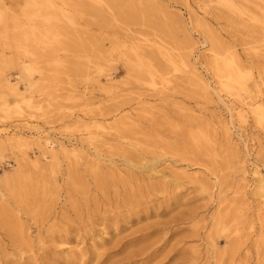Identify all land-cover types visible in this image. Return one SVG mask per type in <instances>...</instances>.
<instances>
[{
    "label": "rangeland",
    "instance_id": "1",
    "mask_svg": "<svg viewBox=\"0 0 264 264\" xmlns=\"http://www.w3.org/2000/svg\"><path fill=\"white\" fill-rule=\"evenodd\" d=\"M0 1V264H264V0Z\"/></svg>",
    "mask_w": 264,
    "mask_h": 264
},
{
    "label": "bare ground",
    "instance_id": "2",
    "mask_svg": "<svg viewBox=\"0 0 264 264\" xmlns=\"http://www.w3.org/2000/svg\"><path fill=\"white\" fill-rule=\"evenodd\" d=\"M128 1H129L130 7H133L132 2H134V0H128ZM146 1H148L147 5H149L152 0H146ZM154 1H156V0H154ZM48 8L49 7H45L43 10L47 11ZM36 13H37V11H36ZM49 16H48L47 20H49V18H50ZM2 17H4V15H3V11H2V2L0 1V19H2ZM14 24L17 25V23H14ZM15 28H18V27H15ZM192 72H195V69H192ZM216 73L219 75V77H226L228 79H231L234 82H237V81L240 80V77L238 76V72L233 68L232 64H229L226 61L222 62L221 65L216 68ZM1 86L3 88H7V90H10V85H8V81L7 80H3L2 83H1ZM249 107H250L249 103H247L245 101H241V103L236 108V115L239 116V118L243 119L244 115L248 112ZM8 108H9V106H6V105H2L1 106V109H2L3 112H5V111L8 112ZM255 112H256V115H257L258 119L260 120V122H264V114L259 112L258 109ZM42 141L43 142L40 143V148H41L40 155H41V157L43 159H47L46 155L50 154L52 152L51 142L48 141L47 139H43ZM68 144H69L70 150H72V151L74 149H76L77 146H79V145H80V147H82V144H74L73 145V144H71L70 141H68ZM48 148H51L49 150V152L46 151V149H48ZM60 149H65V148L61 146ZM92 150H88V151H91L92 157H90L86 153H84V154H85L86 157H90L91 158V161H89V164L91 166L99 167V165H100V155H98V153L93 148H92ZM126 164L130 165L128 162ZM159 173H160V171H154V174L157 175V176H159ZM95 176L97 177V174H95ZM256 181H257V188H258V190L261 193L259 195V197L264 200V179L257 175ZM221 220L223 221L222 218H221ZM260 220L264 221V216H261ZM262 230L264 231V226L261 224V227H259V231L262 232Z\"/></svg>",
    "mask_w": 264,
    "mask_h": 264
}]
</instances>
